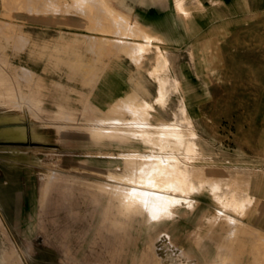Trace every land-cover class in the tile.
<instances>
[{
	"label": "rangeland",
	"instance_id": "rangeland-1",
	"mask_svg": "<svg viewBox=\"0 0 264 264\" xmlns=\"http://www.w3.org/2000/svg\"><path fill=\"white\" fill-rule=\"evenodd\" d=\"M6 127L0 264H264V0H0Z\"/></svg>",
	"mask_w": 264,
	"mask_h": 264
},
{
	"label": "bare ground",
	"instance_id": "bare-ground-1",
	"mask_svg": "<svg viewBox=\"0 0 264 264\" xmlns=\"http://www.w3.org/2000/svg\"><path fill=\"white\" fill-rule=\"evenodd\" d=\"M165 53V52H164ZM164 53H163V56H164ZM167 53V52H166ZM170 83H171V80H170ZM166 89V88H165ZM167 89H168V87H167ZM165 91H167V90H165ZM164 91V92H165ZM168 93V92H167ZM166 96V95H165ZM124 97V96H123ZM143 99V98H142ZM124 101V100H123ZM180 101V100H179ZM137 102V101H136ZM139 102V101H138ZM140 103H142V102H140ZM147 103V102H146ZM149 105V104H148ZM135 106V105H134ZM131 108V107H130ZM178 111V110H177ZM180 111V110H179ZM142 112V111H141ZM132 113V112H131ZM137 114V113H136ZM141 114V113H140ZM140 114H138V115H140ZM132 115V114H131ZM176 115V114H175ZM180 114H178V116H179ZM144 116V115H143ZM140 117H142V114L140 115ZM144 118H145V116H144ZM180 118V117H179ZM178 118V119H179ZM182 119V118H181ZM183 120V119H182ZM185 120V119H184ZM154 121V120H153ZM172 121V120H171ZM185 121H188V120H185ZM5 130H7V127L6 128H3L2 130H0V132H5ZM19 130L18 129H14L13 130V132H15V133H17ZM154 132V131H153ZM184 132V131H183ZM94 133H99V130H93V134ZM92 134V135H93ZM94 135H96V134H94ZM154 135H156V134H154ZM147 144V143H146ZM152 159H153V157H152ZM145 161V159H143L142 157H141V153H137L136 155H128V156H124V158H122V165H124V166H130V165H132V163L134 164H136V165H139V166H142V164L143 163H145L144 161ZM158 160V159H157ZM164 163L165 162H163V163H157V165L159 166V167H163L164 166ZM125 168V167H124ZM129 169V168H128ZM143 169V168H142ZM153 169H155V168H152V170ZM132 171V170H131ZM150 171V170H149ZM111 172V171H110ZM113 172V171H112ZM116 173V172H115ZM131 173V172H130ZM129 172H127V175L128 174H130ZM132 173H133V171H132ZM154 173H155V171H154ZM133 175V174H132ZM131 176V175H130ZM138 176V174H136L135 175V173H134V175L133 176H131V181L133 182V183H138L139 182V179L137 178L136 179V177ZM189 178V180H190V176L188 177ZM196 178V177H195ZM201 179V178H200ZM194 181V180H193ZM192 181V182H193ZM196 181V180H195ZM130 182V181H129ZM88 184H90V183H88ZM88 184H87V186H88ZM97 184V183H96ZM129 184V183H128ZM141 184V183H140ZM139 184V185H140ZM94 185V184H93ZM98 185V184H97ZM130 185V184H129ZM197 185V184H196ZM90 186V185H89ZM95 186V185H94ZM119 186V185H118ZM195 186V185H194ZM92 187V186H91ZM99 187H101V184L99 185ZM126 187V186H125ZM130 187V186H129ZM135 187V186H134ZM138 187L139 186H137L136 187V189H138ZM193 187V186H192ZM196 187V186H195ZM103 190H104V192H103V194L106 192H108V193H110V192H114V190H116V189H118V188H115V186H112V187H110V188H103V186L101 187ZM141 187H139V189H140ZM92 189V188H91ZM101 189V190H102ZM144 189V188H143ZM142 189V190H143ZM190 189H193V188H190ZM101 190H99V192L101 191ZM102 190V191H103ZM134 189L131 187V189L130 188H128V190H125V192H124V196L121 198V200L119 201V203H118V209H119V212L117 213V217L116 218H114L112 221H114V222H117V221H119V220H122L123 218H124V216H128V215H131V216H136L137 215V213L136 214H134L135 212H137V211H139L140 210V208L144 205L145 206V208H146V205L144 204V203H146V202H144L143 204H142V200H140V198H138L137 196H135V194H134V191H133ZM148 190V189H147ZM147 190H145V191H147ZM177 190V189H176ZM184 190V189H183ZM183 190H181L182 192H184ZM196 190V189H195ZM96 191H97V189H96ZM117 191V190H116ZM144 191V190H143ZM144 191V192H145ZM150 191V190H149ZM175 191V190H174ZM167 192V191H166ZM177 192H180V191H176V194H178ZM182 192H180V193H182ZM188 192H192V191H188ZM201 192V191H200ZM151 193L152 194H154L152 191H151ZM150 193V194H151ZM168 193V192H167ZM111 194V193H110ZM113 194V193H112ZM119 194V193H118ZM151 194V195H152ZM155 194H160V193H155ZM154 194V195H155ZM162 194V193H161ZM165 194V193H164ZM174 194H175V192H174ZM173 194V195H174ZM186 194V193H185ZM114 195V194H113ZM123 195V194H122ZM153 195V196H154ZM166 195V194H165ZM183 195V194H182ZM188 195V194H187ZM106 196V195H105ZM112 196V195H111ZM110 196V197H111ZM160 196V195H159ZM158 196V197H159ZM164 197V195L162 194L159 198H161V197ZM168 196V195H167ZM166 196V197H167ZM172 196V195H171ZM170 196V197H171ZM176 196V195H175ZM178 196V195H177ZM154 197H156V195L154 196ZM169 197V196H168ZM167 197V198H168ZM157 198V197H156ZM155 198V199H156ZM167 198L166 199H164V200H167ZM181 198V197H180ZM158 199V198H157ZM144 200V199H143ZM164 200H159L158 202L160 203V204H162L163 203V206H165L164 205ZM171 200V199H170ZM146 201V200H145ZM163 201V202H162ZM148 202H149V200H148ZM152 202H154V201H152ZM170 201H169V199H168V201H167V203H169ZM172 202H173V199H172ZM156 203H157V201H156ZM150 204V203H149ZM153 204V203H152ZM176 204V203H175ZM176 205H178V204H176ZM143 206V207H144ZM157 206V205H156ZM160 206H162V205H160ZM172 206V205H171ZM151 207H152V205H151ZM235 207V206H234ZM145 208H143V209H145ZM148 208V207H147ZM157 208V207H156ZM165 208V207H164ZM176 208H178V207H176ZM151 209V208H150ZM153 209V208H152ZM155 209V208H154ZM142 210V209H141ZM165 210H167V209H165ZM151 212V211H150ZM157 212V211H156ZM166 212V211H165ZM148 214V213H147ZM142 215V214H141ZM150 215V214H149ZM152 215V214H151ZM164 215V214H163ZM140 216V215H139ZM148 216V215H147ZM155 216H157V215H155ZM170 216V215H169ZM168 216V217H169ZM125 217V218H126ZM141 217V216H140ZM150 217V216H149ZM148 217V218H149ZM152 217H154V216H152ZM152 217H150V218H152ZM165 217H166V215H165ZM131 218V217H130ZM127 219V218H126ZM129 219V218H128ZM124 220V219H123ZM148 220V219H147ZM125 221V220H124ZM128 221V220H127ZM111 222V221H110ZM112 223H110V225H111ZM113 225V224H112ZM0 249H1V247H0ZM1 251V254H0V260H2V261H5V258H4V252H3V250H0ZM229 252V251H228ZM219 253V252H218ZM7 257V256H6ZM217 257V256H216Z\"/></svg>",
	"mask_w": 264,
	"mask_h": 264
},
{
	"label": "crops",
	"instance_id": "crops-1",
	"mask_svg": "<svg viewBox=\"0 0 264 264\" xmlns=\"http://www.w3.org/2000/svg\"><path fill=\"white\" fill-rule=\"evenodd\" d=\"M125 2L130 3V5H135L136 4V6H137V4L139 2H141V0H125Z\"/></svg>",
	"mask_w": 264,
	"mask_h": 264
},
{
	"label": "snow or ice",
	"instance_id": "snow-or-ice-1",
	"mask_svg": "<svg viewBox=\"0 0 264 264\" xmlns=\"http://www.w3.org/2000/svg\"><path fill=\"white\" fill-rule=\"evenodd\" d=\"M133 191H135V189Z\"/></svg>",
	"mask_w": 264,
	"mask_h": 264
}]
</instances>
